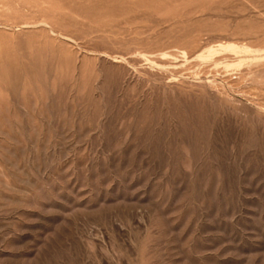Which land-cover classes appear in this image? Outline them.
<instances>
[{
    "label": "rangeland",
    "instance_id": "1",
    "mask_svg": "<svg viewBox=\"0 0 264 264\" xmlns=\"http://www.w3.org/2000/svg\"><path fill=\"white\" fill-rule=\"evenodd\" d=\"M0 264H264V0H0Z\"/></svg>",
    "mask_w": 264,
    "mask_h": 264
}]
</instances>
